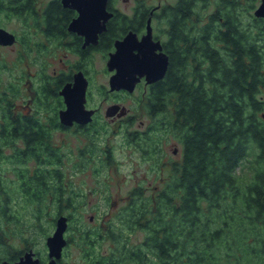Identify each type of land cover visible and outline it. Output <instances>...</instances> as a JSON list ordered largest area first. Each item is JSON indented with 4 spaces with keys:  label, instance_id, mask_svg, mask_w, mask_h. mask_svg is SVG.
Listing matches in <instances>:
<instances>
[{
    "label": "trees",
    "instance_id": "obj_1",
    "mask_svg": "<svg viewBox=\"0 0 264 264\" xmlns=\"http://www.w3.org/2000/svg\"><path fill=\"white\" fill-rule=\"evenodd\" d=\"M256 1L181 0L184 17L211 2L215 8L199 32L174 24L168 72L152 85L146 107L155 120L150 131L174 133L182 159L151 197L133 189L118 215L120 227L113 215L107 227L70 225L86 264H264V16L252 11ZM12 92L0 94V155L11 146L16 162L50 166L34 171L33 190L24 186L38 199L41 219L55 202L42 194L59 196L65 189L60 154L47 124L14 110V86ZM138 229L145 231L143 240L132 245L129 234ZM99 239L119 245L92 256Z\"/></svg>",
    "mask_w": 264,
    "mask_h": 264
},
{
    "label": "rangeland",
    "instance_id": "obj_2",
    "mask_svg": "<svg viewBox=\"0 0 264 264\" xmlns=\"http://www.w3.org/2000/svg\"><path fill=\"white\" fill-rule=\"evenodd\" d=\"M119 2L127 4L125 0ZM260 2L261 0L256 1L253 12ZM214 8L215 3H209L203 8L200 16L207 17ZM197 10L196 12L200 11L199 8ZM245 16L244 24L247 25L248 16L247 14ZM32 22L31 16L19 17L9 10L0 13V26L3 25L19 36V41L14 44L0 46V66L3 67L2 76L7 83V89L4 83L0 84V94L6 92L7 96L13 95L14 86L16 90L14 110L17 112L30 97H33L31 110L42 123L51 128L49 133L52 134V143L59 150V165L63 169L65 189L59 196L58 193L57 196L51 195V191L42 194V199L47 196L46 202L53 203L54 200L55 202L45 209L47 211L41 219L37 218L39 201L27 193L28 189L25 190L24 186L28 185L29 189L33 190L34 171L40 172L44 167L50 169V166L41 165L34 159H30L26 164H20L14 160L15 158L10 157L14 148L6 146L3 155H0V187L2 186L0 191L4 196L11 198L10 215L20 221L13 225L14 237L20 239L18 245L17 239L14 241L16 247L20 246L22 240L27 239L32 241L36 250L44 253L47 249V236L52 234L56 227V220L54 222L53 218L60 213H66L68 216L73 214L75 219L72 222L69 220L65 232L68 242L64 247L63 260L66 264H86L78 244L77 232L70 228V225L73 223L89 227L101 223L107 227L106 220L109 221L108 217L113 215V221L120 227L118 215L134 198L131 195L133 189L144 188V195L151 197L158 188H162L171 177L172 164L182 159L183 146L178 137L164 130L166 129L164 127L158 131L143 133L150 130L149 125L153 127L155 123L153 116L141 103L143 90L138 88L133 95L123 92L110 94L109 90L103 92L101 83H106V89L109 83V75L103 71L91 74L89 102L92 106L100 107V113L94 121L82 130L54 129L51 125L57 121L59 109L65 104L59 102V99L47 98L44 95L43 89L48 85V80L43 79L45 73L41 74L40 69L46 64V70L50 71L55 66L59 68L63 62L47 54L44 58L38 56V51L33 48L35 40ZM246 28L249 29L247 26ZM250 29L254 30L252 27ZM25 36L27 40L23 43L21 38ZM106 59V55L98 57L95 65L102 68ZM117 100L129 107L128 114L136 116L133 122L125 119L114 121L106 116L107 106ZM45 105L54 108H46ZM19 142V146H22V142L20 140ZM175 149H178L177 153H174ZM42 204H46L45 201ZM122 226L124 231L128 232L126 225ZM144 234L145 231L141 229L130 233L131 244L141 242ZM118 245L111 239H99L92 245L95 247L92 256L105 254L109 248Z\"/></svg>",
    "mask_w": 264,
    "mask_h": 264
},
{
    "label": "flooded vegetation",
    "instance_id": "obj_3",
    "mask_svg": "<svg viewBox=\"0 0 264 264\" xmlns=\"http://www.w3.org/2000/svg\"><path fill=\"white\" fill-rule=\"evenodd\" d=\"M125 1H127V4H121L119 0H108L106 9L110 16L105 21L106 28L96 34L93 27L100 24L99 21H97V18L104 14L99 11L102 13L99 15L96 8H90L88 11L85 9L87 12H84L78 6L66 3L64 0H0V13L8 11L11 8L21 10V13L14 14L16 16H22L24 18L28 16L32 17V26L34 29L33 38L35 40L33 48L38 51L39 57L44 58L45 54H47L53 58H58L63 62L59 68L55 66L50 71L46 70V64H43L40 69L41 74L45 73L43 79L47 78L48 80V85H45V88L43 89V93L46 97L55 96V99H59L60 102L65 104L64 97L60 92L63 86L68 82H73L74 75L78 71H82L88 79L86 107L95 110L92 121L86 124L75 122L73 125L69 126L61 122L58 113L56 122L61 125L57 128L64 130H82L90 125V123H92L99 115L100 107L92 106L89 102L90 87L92 85L91 74L98 71H103L109 75L107 89L105 88L106 83H101L103 92L109 90L110 94L123 92L133 95L138 88H141L143 90L140 98L141 103L144 104L145 109L148 111L146 102L150 96L152 85L158 80L148 82L147 77L144 75L137 82L136 87L132 92L125 88L111 89L110 78L111 75L116 72V68L110 69L108 60L111 57V53L115 52L117 49L116 42L123 39L128 33H133L134 37L140 41L145 36L149 35L150 41L153 42L155 47L148 42L144 48H147L150 44L148 47L152 49H149L150 51L154 53L162 52L168 56L169 64L166 71L167 74L171 59L168 46L173 37L174 24L181 23L182 25L183 22L186 23V26L191 27L193 31L199 32L200 25L208 22V18H202L200 12H196L198 10L195 9L189 13L188 17H184V11L181 10L180 7L181 0ZM104 20L105 19H101V23ZM75 25L78 26V28H75ZM87 26H90L91 28L89 29ZM0 28L7 29L3 25L0 26ZM21 39L23 43L27 40L26 36ZM17 41H19L18 34H16V42ZM2 45L4 44L0 43V46ZM138 50L139 48H136L134 52L136 53ZM103 55L107 56L106 63L105 66L99 68L95 65V62L98 57H103ZM2 71L3 67L0 66V84L4 83L6 85L5 89H7V83L5 82V77L2 76ZM47 72H50V74H46ZM2 98H7L6 92L5 94L2 92ZM32 102L34 103V99L33 97H30L21 110L33 113V110H31ZM115 103L126 106L118 100L113 101L112 104ZM26 105L28 106L26 107ZM110 105L111 104H109V106ZM65 107L66 104L63 108ZM126 109L127 113L125 115H120L119 112L121 110H119L115 115L108 116L109 119L114 121L125 119L126 121L133 122L136 116L128 114L130 110L128 106H126ZM148 112L150 113V111ZM151 127L152 126L149 125L148 129ZM147 132L150 133V130H145L143 133ZM17 139V144L20 145V140L22 142L21 147H23L25 143L23 137ZM177 152L178 149L177 151L174 150V153ZM10 201L11 198L9 196H4L3 193L0 194V264H16L21 257L24 256L26 251L30 249L35 251L34 257L39 258V264H49L51 256L47 244V249L44 253L36 250L32 245V241H27V239L22 240L20 246L16 247L14 241L17 239L18 245L20 239L14 237L15 227L13 225L18 223L14 219L16 217L10 215V209L12 207L9 205ZM58 215L67 216L66 213H60ZM64 247L61 258L57 259V264H66L63 260L65 254Z\"/></svg>",
    "mask_w": 264,
    "mask_h": 264
},
{
    "label": "water",
    "instance_id": "obj_4",
    "mask_svg": "<svg viewBox=\"0 0 264 264\" xmlns=\"http://www.w3.org/2000/svg\"><path fill=\"white\" fill-rule=\"evenodd\" d=\"M64 2L78 6L84 12H87L90 8H96L98 12L101 11L105 15L99 12V15L102 14L97 18L100 24L93 27V30L97 34V32L106 28L105 21L110 16L106 9L108 0H64ZM254 14L258 17L264 16V0H261L260 4L255 8ZM101 19L105 20L101 23ZM87 27L89 29L91 28L90 26ZM75 28H78V26L75 25ZM15 42L16 34L14 32L0 28L1 44L11 45ZM148 42L155 47L153 42L150 41L149 35L140 41L134 37L133 33H128L123 39L116 42L117 49L111 53V57L108 60L110 69L116 68V72L110 78L111 89L125 88L132 92L137 82L144 75L147 77L148 82L157 81L165 76L169 58L165 53H154L150 51L152 50L148 48L150 44L147 47L148 49L144 48ZM158 45L160 44L158 43ZM136 48H139V50L135 53L134 50ZM87 88L88 79L82 71H78L74 75L73 82H68L63 86L60 92L64 97L66 107L59 111L60 120L63 124L71 126L75 122L86 124L92 121L95 110L86 107ZM119 110H121L119 112L120 115L127 113L126 106L115 103L108 106L106 115L113 116ZM68 225L69 217L60 215L56 219L54 232L47 236L46 243L51 256L49 264H57V259L62 256L63 247L68 242L65 236ZM34 254L35 251L33 249L26 251L24 256L16 264H39V258L34 257Z\"/></svg>",
    "mask_w": 264,
    "mask_h": 264
}]
</instances>
